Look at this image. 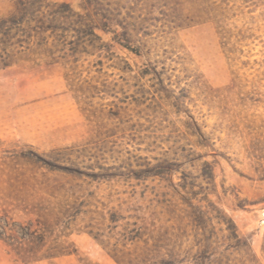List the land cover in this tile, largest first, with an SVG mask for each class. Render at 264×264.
I'll list each match as a JSON object with an SVG mask.
<instances>
[{"label": "rangeland", "instance_id": "rangeland-1", "mask_svg": "<svg viewBox=\"0 0 264 264\" xmlns=\"http://www.w3.org/2000/svg\"><path fill=\"white\" fill-rule=\"evenodd\" d=\"M50 1L95 35L0 48V264H264V0Z\"/></svg>", "mask_w": 264, "mask_h": 264}, {"label": "trees", "instance_id": "trees-1", "mask_svg": "<svg viewBox=\"0 0 264 264\" xmlns=\"http://www.w3.org/2000/svg\"><path fill=\"white\" fill-rule=\"evenodd\" d=\"M62 6L66 9L61 10L58 8ZM93 22L88 14L82 16L74 12L68 4H58L50 0H18L15 11L12 14L0 17V48L3 50L12 43L18 42L20 32L30 37L31 32L36 34L44 33L46 30H62L63 32L68 31L70 26H74L76 31L82 32L83 27H85L87 31L89 30L92 35H95L94 28L96 26ZM59 40L56 37V41L59 42ZM124 40L125 43L120 44L131 49L128 39L124 37ZM223 231L226 232L224 240L228 242V245L233 247L238 253H241L240 258L243 264H259L250 255L249 251L251 248L248 239L240 235L232 221L223 228ZM209 247V244L206 245L207 251ZM262 250L264 251V242ZM224 258L223 253H220L219 256L214 257L209 262L212 264H229L223 260ZM162 260L164 259L158 260V263H162Z\"/></svg>", "mask_w": 264, "mask_h": 264}]
</instances>
